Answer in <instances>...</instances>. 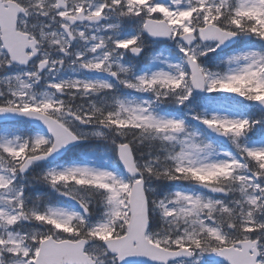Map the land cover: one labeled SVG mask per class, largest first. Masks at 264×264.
<instances>
[{
  "label": "snow or ice",
  "instance_id": "snow-or-ice-1",
  "mask_svg": "<svg viewBox=\"0 0 264 264\" xmlns=\"http://www.w3.org/2000/svg\"><path fill=\"white\" fill-rule=\"evenodd\" d=\"M0 264H264V0H0Z\"/></svg>",
  "mask_w": 264,
  "mask_h": 264
}]
</instances>
